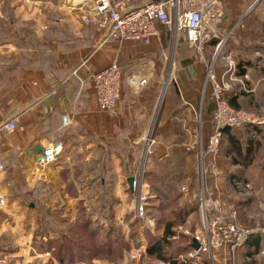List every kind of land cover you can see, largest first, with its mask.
<instances>
[{
	"label": "crops",
	"instance_id": "crops-1",
	"mask_svg": "<svg viewBox=\"0 0 264 264\" xmlns=\"http://www.w3.org/2000/svg\"><path fill=\"white\" fill-rule=\"evenodd\" d=\"M33 2L41 5L38 10L0 12V159L5 164L0 171V181L4 180L0 182L4 200L0 255L23 264L36 259L40 264H106L100 256L108 254L105 248H112L120 233L113 234L106 221L96 223L94 213L112 211L118 229L125 230L124 214L132 208L127 178L139 163V153L131 147L141 151L144 138L155 130V156L148 159L154 168L147 175H164V166L171 162L164 160L168 149L175 155L182 144L175 134L187 138L196 126L192 111L197 106L201 67L195 62L172 74L174 61L167 60L161 42L172 29L162 28L160 35L140 41L118 42L103 39L106 30L94 25L85 38L79 14L63 11V0ZM144 54L150 58L148 70L130 73L144 77L146 84L135 88L124 82L116 115L111 117L97 103L91 74L112 61L126 63L128 71L132 60ZM163 73L166 90L161 95ZM10 119L16 122L13 130L4 126ZM211 121L204 124L210 125L209 131ZM116 138L123 154L112 151ZM48 143L54 144L55 161L41 167L37 158ZM181 154L188 158L186 152ZM156 159L164 161L157 165H163L156 166ZM179 171L189 179L190 171L181 167ZM187 183L188 191L191 183ZM211 183L218 193L217 184ZM82 233L85 237H78ZM77 237L87 246L99 238L103 248L85 257L73 249L55 255L60 244L68 246Z\"/></svg>",
	"mask_w": 264,
	"mask_h": 264
},
{
	"label": "rangeland",
	"instance_id": "rangeland-1",
	"mask_svg": "<svg viewBox=\"0 0 264 264\" xmlns=\"http://www.w3.org/2000/svg\"><path fill=\"white\" fill-rule=\"evenodd\" d=\"M33 1L28 0L26 4H21L19 0H0V12L38 10V6L41 5ZM91 6L92 4L86 0H63V11H75L79 14V28L85 38L90 35L89 31L94 26L85 19L89 15ZM221 7V18L211 24L215 36H211L205 42L200 53L187 42L180 31L173 29L166 31V38H161L162 49L167 55V60L174 61L172 74L173 71L195 62L201 67L197 106L192 111L196 126L191 128L187 138L175 134L176 139L181 140L182 144L179 149L176 148L175 155H172V149H168L170 153L164 160L171 159L172 162L173 159L174 162L164 166L163 176L161 172L154 173V177L147 175V172L154 168L148 164V159L155 156L153 151L155 143L152 140L155 130L148 132L141 151L138 147L137 149L131 147L132 152L136 150L139 153V163L135 164L133 176H139L142 171L140 186L147 204L144 215L136 218L134 215L135 193L130 192L128 199L132 202V208L129 213L124 214L123 220L127 223L124 231L118 229L112 211L102 214L96 209L94 213L96 223H100V220L106 221V228L110 226L113 234L120 233L119 241L112 244V253L100 256L101 261L103 260L102 262L106 264H171L167 257L173 259L176 264H264V0H222ZM147 56L144 54L132 60L133 67L128 71L124 70L126 63L120 62L124 72V82L131 74L130 72L141 75L148 70L150 58ZM200 56H203V61L199 59ZM212 60V71L220 79L223 99L231 109L234 112L253 115L261 121L254 125L253 131V127L248 125L236 129L226 127L238 142L239 152L231 147L227 134L223 133L220 143V164L218 163L220 174L213 180L217 184V189H220L218 193L226 209H235L238 222L254 230L259 240L255 248H249L246 245L235 254L213 251L208 255L189 257V245L195 230L199 227L200 213L197 209L198 195H195L198 192L199 158L195 149L187 150V147L200 140L204 143L213 130V123H211V131H209L210 125L204 126L205 122L209 123L212 120L215 109L209 83L205 80L206 64ZM240 63L243 64L246 77L238 72L237 65ZM165 76L163 73L160 84L161 95L166 90ZM168 80L174 87L176 86L173 78ZM116 112L110 116H115ZM119 143L121 142L116 138L112 151L123 154L124 149L121 151ZM181 151L186 152L188 158L183 157L185 155L182 156ZM131 154L134 157V153ZM154 162L156 166H162L163 164L157 165V163L164 161L156 159ZM179 167L183 168L184 172L190 171L189 179L182 178L184 175L182 171H179ZM187 182L191 183L188 191ZM235 182L239 185L237 186ZM191 189H195V192L193 193ZM35 196L37 195L33 197ZM152 202L155 206H152ZM35 210L38 214L37 207ZM167 223L173 224L171 229L174 236L169 238V243L163 247L162 253L165 259L150 256L147 253V246L154 238L161 235L160 231H164ZM38 232L39 228H36V234ZM78 237L84 238L85 234L82 233ZM98 239L96 238L95 241L97 242ZM7 244L10 246V242ZM140 247H143L145 252H141L139 257H132V253ZM98 262L100 261L90 262V264ZM26 263L40 264V261L36 259ZM0 264H23V261L9 260L5 255H0Z\"/></svg>",
	"mask_w": 264,
	"mask_h": 264
},
{
	"label": "built area",
	"instance_id": "built-area-1",
	"mask_svg": "<svg viewBox=\"0 0 264 264\" xmlns=\"http://www.w3.org/2000/svg\"><path fill=\"white\" fill-rule=\"evenodd\" d=\"M86 1L92 4L89 15L85 18L86 21L97 28L108 30V37L114 41H139L158 36L162 28H169L182 32L187 42L198 53L205 42L211 36H215L211 24L222 16V0H143L140 4L135 3L136 0ZM199 59L204 60L203 56ZM207 64L205 80L211 87V95L215 103L212 113L213 130L204 143L200 140L187 147V150L195 149L199 158L197 206L200 222L192 238L199 247L198 249L190 248L189 257L208 255L213 251L235 254L255 235L254 230L238 222L235 209H226L211 182L220 174L218 159L222 130L226 127L236 129L245 125L253 126L261 121L253 115L234 112L231 109L223 99L221 82L212 71L213 60ZM243 77H246V74ZM91 79L99 107L107 114L113 115L122 96L124 83L122 67L117 61H112L104 68L94 71ZM126 82L139 88L146 84V79L130 74L126 77ZM4 126L7 130H13L16 122L10 119ZM55 156L54 144L48 143L40 151L37 164L41 167H50L55 161ZM2 169L3 162L0 159V171ZM141 177L142 171L139 176H133L134 182L131 188V191L135 193L134 215L136 218L144 215L147 204L140 186ZM3 202L0 196V206ZM141 252H145L143 247L136 249L131 256L139 257Z\"/></svg>",
	"mask_w": 264,
	"mask_h": 264
},
{
	"label": "trees",
	"instance_id": "trees-1",
	"mask_svg": "<svg viewBox=\"0 0 264 264\" xmlns=\"http://www.w3.org/2000/svg\"><path fill=\"white\" fill-rule=\"evenodd\" d=\"M242 66H243V64H241V63L237 65L238 72H240L239 73L240 75L244 74V69H243ZM252 127H253L252 131H253L255 129L254 125ZM223 133L227 134L228 141L230 142L231 147L234 150H236L237 152H239L238 142L234 139L233 135H231V133H229V129L225 128L223 130ZM172 225H173L172 223H167L165 225V227H164V231H163L162 235L160 237H158V238H154V240L151 242V244H149L147 246V253L150 256H155L158 259H165V256L162 253V250H163L164 245H167L169 243L168 242L169 238L174 236V233H173V231L171 229ZM89 236H90V234H89ZM77 238L76 239H72V243H70L68 246H66L65 244L64 245L60 244L58 246V248L56 249V251H54L55 255L56 256H60L64 249H65V251H70L71 249H73L74 251H76V253H77L76 255L85 257L88 254L90 255L92 251L93 252L96 251V253H97L98 250L103 248V246H102L103 244L100 241L90 242L89 246H87L86 244L81 245V242H80L79 238L78 239ZM247 243H248V247L249 248L250 247L255 248L257 243H258V241H257V238L251 237L248 240ZM190 245H191V243H190ZM190 245H189V249L191 248ZM105 250L108 252V254L112 253V251H113L111 246H110V249L105 248ZM70 253H71V251H70ZM166 259L168 261H170L171 264H176L173 259H170L168 257Z\"/></svg>",
	"mask_w": 264,
	"mask_h": 264
},
{
	"label": "water",
	"instance_id": "water-1",
	"mask_svg": "<svg viewBox=\"0 0 264 264\" xmlns=\"http://www.w3.org/2000/svg\"><path fill=\"white\" fill-rule=\"evenodd\" d=\"M106 37H108V30H106V35L103 37V39L106 38ZM103 39H102V40H103ZM36 148L38 149V147H36ZM133 182H134V178H133V176H129V177L127 178V183H128V186H129L130 189L132 188ZM190 246H191V248H193V249H198V247H199L198 243H197L195 240H192Z\"/></svg>",
	"mask_w": 264,
	"mask_h": 264
},
{
	"label": "bare ground",
	"instance_id": "bare-ground-1",
	"mask_svg": "<svg viewBox=\"0 0 264 264\" xmlns=\"http://www.w3.org/2000/svg\"><path fill=\"white\" fill-rule=\"evenodd\" d=\"M174 46H175V44H174Z\"/></svg>",
	"mask_w": 264,
	"mask_h": 264
}]
</instances>
